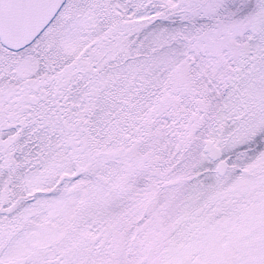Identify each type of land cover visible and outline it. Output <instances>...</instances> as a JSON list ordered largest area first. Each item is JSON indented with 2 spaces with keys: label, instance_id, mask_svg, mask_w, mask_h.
Listing matches in <instances>:
<instances>
[{
  "label": "snow or ice",
  "instance_id": "6c2138e0",
  "mask_svg": "<svg viewBox=\"0 0 264 264\" xmlns=\"http://www.w3.org/2000/svg\"><path fill=\"white\" fill-rule=\"evenodd\" d=\"M0 264H264V0H0Z\"/></svg>",
  "mask_w": 264,
  "mask_h": 264
}]
</instances>
